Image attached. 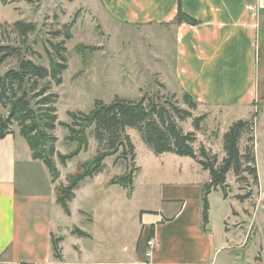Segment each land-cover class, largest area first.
<instances>
[{
  "label": "crops",
  "instance_id": "obj_1",
  "mask_svg": "<svg viewBox=\"0 0 264 264\" xmlns=\"http://www.w3.org/2000/svg\"><path fill=\"white\" fill-rule=\"evenodd\" d=\"M91 1L103 18L166 31V40H172V60L160 57L164 59L161 74L173 77L174 92H187L204 108H248L254 103L256 44L264 26V0ZM179 6L198 23H176ZM191 160V171L179 170L177 177L161 183L157 206L144 209L148 213L141 210L129 232L115 225L95 232L94 217L86 212L87 201L78 197L84 191L85 199L94 202L96 176L78 184L66 214L56 201V186L66 183L58 182L62 170L52 182L44 163L31 157L25 140L16 132L8 133L0 138V264H217L218 255L230 247L226 237L232 232L229 209L221 215V224H212L208 211L203 227V185L209 174ZM223 199L226 203L228 196ZM95 207L99 212V205ZM236 212L232 207L234 218ZM107 213L110 218L111 212ZM79 215L87 217L77 219ZM69 217H76L77 222L69 225ZM75 227L87 235L72 233ZM102 232L110 233L115 245L119 239L118 248L107 244ZM52 235L62 237L60 258L53 256ZM149 236L158 247L148 258L145 241Z\"/></svg>",
  "mask_w": 264,
  "mask_h": 264
},
{
  "label": "rangeland",
  "instance_id": "obj_2",
  "mask_svg": "<svg viewBox=\"0 0 264 264\" xmlns=\"http://www.w3.org/2000/svg\"><path fill=\"white\" fill-rule=\"evenodd\" d=\"M103 16L95 10L91 0H0V45L15 46L22 57L48 66L46 49L51 47V42L64 40L67 68L62 72V82L51 85V89L58 94L55 104L57 123L53 131L57 137L55 149L63 154L75 151L78 145L75 141L65 139L68 129L64 124L71 122L68 112H89L96 99L110 102L116 96L126 99L145 96L187 108L183 94L174 92L173 77L165 78L161 74L164 59L160 57H167L170 61L173 50L172 40L165 38L166 31L158 28L140 29L110 18L104 19ZM15 21L32 22L36 29L27 36H21L13 25ZM65 23L70 24L72 37L69 39H65L62 33H54L56 30L62 31ZM162 41L169 45L161 44ZM256 49L258 90L250 107L229 109L197 105L192 110L191 118L183 121L177 119L183 131L195 132V150L198 151L203 145L210 155H216L218 163L225 156L222 135L229 126L241 118L254 120L253 145L258 183L253 182L251 175H246V181H238L232 172H228L226 203L220 189L212 190L207 196L212 224H221V215L225 209H229L228 222L232 229L226 236L230 247L218 255L217 264H257V257L264 264V26L258 31ZM16 67L17 58H8L1 65L0 74ZM202 114L205 117L201 120V128L195 130L193 118ZM0 115H6V110L0 109ZM10 130L21 138L15 123L10 126ZM91 130L88 128L86 131L87 149H81L66 165H61L54 157L59 174L62 170L59 184L61 181L67 183V175L81 171L82 164L96 153V142ZM127 133L135 146V163L138 167L132 191L128 193L124 187L108 183L111 177L123 174L126 170L123 161L114 164L115 155H109L103 161L102 170L94 175V202H91V198L85 199L84 191L79 193L78 199L82 197L87 201L86 212L94 217L95 224L92 227L95 232L114 225L120 226L122 232L125 229L129 232L139 220L141 210L148 213L144 209L157 206L161 183L169 181L170 177H177L179 170L191 171L189 168L192 165H188L191 157L173 153L155 154L136 129L127 128ZM245 143V136L242 135L239 141L241 152ZM239 195L246 197L239 198ZM96 205L101 208L99 212ZM232 207L237 210L234 215L238 217L234 218ZM107 212H111L110 218ZM81 217L79 215L77 219L84 220L87 216ZM232 220H235L234 224ZM67 222L69 225L76 223V217H69ZM102 233L107 244L113 247L117 245L118 248L119 239L115 245L109 239L110 233ZM68 241L65 240V245Z\"/></svg>",
  "mask_w": 264,
  "mask_h": 264
},
{
  "label": "trees",
  "instance_id": "obj_3",
  "mask_svg": "<svg viewBox=\"0 0 264 264\" xmlns=\"http://www.w3.org/2000/svg\"><path fill=\"white\" fill-rule=\"evenodd\" d=\"M176 23L187 22L197 24L198 20L179 6L175 16ZM19 35L27 36L33 33L36 25L32 22L15 21L13 23ZM56 35L64 34L65 39L71 38L70 24L65 23L63 30H56ZM19 49L11 45H0V67L11 57L17 58V67L0 74V109L6 110V115H0V138L11 133L10 126H18L20 136L27 143L31 157L40 160L46 166L51 181L59 177L56 157L61 165L77 154L81 149H87L88 128H92V136L96 142V153L82 164L81 171L68 174L65 185H57V203L66 214H69V202L74 197V190L85 178H91L102 170L103 161L109 155H115L114 164L121 160L126 170L123 174L114 175L109 184H118L132 191L133 179L138 171L135 163V146L127 133V128H134L143 142L155 153H173L179 156H189L209 173V180L203 185L201 219L203 227L208 222L209 203L207 196L212 190L220 189L226 197V176L228 172L238 181H246L251 175L255 184L258 183L257 166L254 151V120L241 118L235 120L222 135V148L225 156L217 162L216 155L200 145L196 151L193 143L196 140L194 131H183L177 119L183 121L192 117L197 101L187 92L182 95L187 108L174 102L157 101L154 97L142 96L139 99L115 97L110 102L100 99L94 101L89 112H68L70 123L64 125L68 129L65 139L78 143L77 149L63 154L55 149L57 137L53 131L57 123L56 102L58 94L51 89L52 83L62 82V72L67 68L66 47L64 40L51 42L46 49L49 65L45 66L31 58L19 55ZM204 114L193 118L195 130L201 128ZM242 135L246 143L243 152L239 141ZM239 198L246 197L238 196ZM248 197V196H247ZM74 234L87 235L79 228H74ZM151 238L149 236L146 241ZM61 236L52 235V250L55 258L61 257L59 242ZM145 241V243H146ZM21 264H34L22 262ZM257 264H263L257 257Z\"/></svg>",
  "mask_w": 264,
  "mask_h": 264
},
{
  "label": "built area",
  "instance_id": "obj_4",
  "mask_svg": "<svg viewBox=\"0 0 264 264\" xmlns=\"http://www.w3.org/2000/svg\"><path fill=\"white\" fill-rule=\"evenodd\" d=\"M158 247V242L155 240L154 237L149 238L146 241V248H145V256L151 257L155 249Z\"/></svg>",
  "mask_w": 264,
  "mask_h": 264
}]
</instances>
